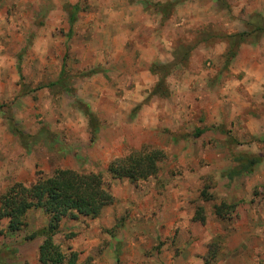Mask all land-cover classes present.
<instances>
[{"label": "rangeland", "instance_id": "1", "mask_svg": "<svg viewBox=\"0 0 264 264\" xmlns=\"http://www.w3.org/2000/svg\"><path fill=\"white\" fill-rule=\"evenodd\" d=\"M169 1L0 0V195L55 170L97 172L113 203L62 219L53 238L78 263L264 264V34L246 24L257 15L264 26V0L154 6ZM240 32L245 52L224 67L228 36ZM153 65L167 66L166 97L150 95ZM61 68L71 93L45 87ZM141 147L164 152L157 173L110 180L109 161ZM250 155L262 161L227 180L231 158ZM221 202L235 204L229 218L215 216ZM25 222L0 233V264H39L40 238L23 239L46 216L29 210Z\"/></svg>", "mask_w": 264, "mask_h": 264}, {"label": "trees", "instance_id": "2", "mask_svg": "<svg viewBox=\"0 0 264 264\" xmlns=\"http://www.w3.org/2000/svg\"><path fill=\"white\" fill-rule=\"evenodd\" d=\"M179 0H171L163 4H154L156 8L166 14L171 10ZM150 5V3H145ZM77 8L75 5L67 7V21L71 25L75 21ZM260 19L257 15L248 17L247 26L249 32L255 36L264 34V26L259 25ZM248 34V33H247ZM244 32L228 36L224 53V67L228 66L235 56V51L239 44L244 42L247 35ZM248 36V35H247ZM164 65H153L151 69L159 74L150 95L166 97L168 92L164 85V79L167 75ZM96 73L92 69L79 75L87 77ZM67 76L62 68L54 82L46 85V88H57L65 93H71L72 90L66 85ZM42 87H37L40 89ZM22 90V89H21ZM26 94L27 91L21 92ZM83 114L87 121L89 129V141L95 140L98 127L94 116L89 112L87 106L82 107ZM9 130L17 138L21 139L22 134L14 125H9ZM202 131H195L197 137ZM164 152L157 148L141 147L138 150L131 151L128 154L112 159L106 167L110 180H129L131 182L144 181L153 177L157 171L160 162L164 159ZM262 161L260 155L235 156L231 158L233 166L225 173L227 180H232L235 176L250 173ZM205 200H210L208 193H203ZM113 203V197L109 191L108 185L103 180L100 173L97 172H77L70 169L55 170L48 176H37L32 183L22 184L14 182L6 188L0 195V221L5 220L6 224L0 233L3 235L14 234L26 226L25 218L29 210H41L46 216L45 224L39 229L31 232L23 240L40 238L37 247V261L39 264H89L78 263L76 254L69 252L62 253L55 244L53 238L58 232V224L62 219H76L79 216L95 218L101 210ZM235 208V204H226L221 202L213 206V212L218 218H229Z\"/></svg>", "mask_w": 264, "mask_h": 264}, {"label": "crops", "instance_id": "3", "mask_svg": "<svg viewBox=\"0 0 264 264\" xmlns=\"http://www.w3.org/2000/svg\"><path fill=\"white\" fill-rule=\"evenodd\" d=\"M242 45H243V43H241V44H239V46L237 47V49H236V51H235V56H234V58L232 59V61L230 62V64L228 65V66H230L231 65V63L232 62H234L236 59H237V57H239V55H241V53H244L243 52V50L241 49V47H242ZM225 50H226V47L224 48V51H223V53H222V61H223V66H224V53H225ZM228 66H226V67H228ZM255 67L256 68H259V66L258 65H255ZM261 68H263L264 69V64L261 66ZM256 77V76H255ZM258 77V76H257ZM264 81V79L262 80V82Z\"/></svg>", "mask_w": 264, "mask_h": 264}]
</instances>
